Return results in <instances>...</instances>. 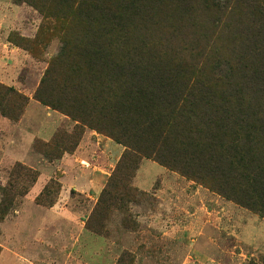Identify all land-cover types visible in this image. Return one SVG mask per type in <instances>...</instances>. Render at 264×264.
<instances>
[{
    "label": "rangeland",
    "instance_id": "374dc122",
    "mask_svg": "<svg viewBox=\"0 0 264 264\" xmlns=\"http://www.w3.org/2000/svg\"><path fill=\"white\" fill-rule=\"evenodd\" d=\"M207 1L190 0L197 28L182 31L176 44L203 46L199 65L215 79L226 72L232 46L226 29L210 31ZM70 15L66 0H0V68L8 77L0 81V120L7 123L0 122V264H264V215L153 160L122 170L108 188L127 149L104 134L84 129L120 151L110 173L95 170L103 180L94 172L78 180L79 147L64 154L65 162L46 159L43 148L59 134L71 136L76 125L34 100L51 62L77 45L67 35ZM6 46L19 53L11 56ZM49 122L57 124L46 141L41 131ZM87 154L93 167L106 168L102 154ZM79 165L91 167L90 161ZM9 194L14 201L6 204Z\"/></svg>",
    "mask_w": 264,
    "mask_h": 264
},
{
    "label": "trees",
    "instance_id": "16d2710c",
    "mask_svg": "<svg viewBox=\"0 0 264 264\" xmlns=\"http://www.w3.org/2000/svg\"><path fill=\"white\" fill-rule=\"evenodd\" d=\"M66 1L77 45L51 62L34 100L76 125L43 148L46 159L75 152L91 129L127 149L108 188L122 170L153 160L264 215V0L205 2L210 31L226 29L232 46L215 79L199 65L203 46L176 44L197 28L190 0ZM13 201L9 194L6 204Z\"/></svg>",
    "mask_w": 264,
    "mask_h": 264
},
{
    "label": "crops",
    "instance_id": "0c3cea01",
    "mask_svg": "<svg viewBox=\"0 0 264 264\" xmlns=\"http://www.w3.org/2000/svg\"><path fill=\"white\" fill-rule=\"evenodd\" d=\"M6 50L13 57H14V54L16 56V54L19 53L17 50L10 49V47H8V46H6ZM19 56H21V54ZM0 58H1V56H0ZM2 62H4V60L3 61L0 60V66H2ZM1 69L2 68H0V81L7 80L8 77L6 76V74L1 73ZM31 106L35 107L38 105H33V103H31ZM55 118H56V121L58 122L59 118L58 119H57V117H55ZM0 122L2 125H7L6 121L0 120ZM57 122H55L53 124H50V122H49L48 125L46 126V128L44 129V131H41V133L43 135L42 136L43 140L49 141L51 139V137L53 136V131L56 127L55 125L57 124ZM94 136H97V137H94ZM28 138H30L29 143H27V145L29 147L31 142H32V139H31V137H28ZM116 147H118V146L114 145V143H112L111 141H106V140L100 138L98 135H94L93 133H90V132L86 133L82 139V142L80 143L79 148H78V180L79 179L84 180L83 174L93 175V172L96 173V175L98 177H101V180H103L104 177L101 175L102 173L99 174L98 173L99 171H95V170H100L102 172H105L106 174L111 172V169H112L113 165L115 164V163H112L114 160V156L116 154L117 155L120 154L119 149H117ZM89 151L90 152L95 151L97 153V155L102 154L104 156V158L106 159V162H107V164L105 166L106 168L104 170L101 167L98 168V167L92 166L93 160L87 154ZM114 152H116L115 155H114ZM84 158H87L90 161L91 167H90V170H88V171H86L83 167H80V165H79L80 162H82V163L85 162L86 164L89 163V161L83 160ZM66 160H70V157H69V159L64 157L62 162L63 161L65 162ZM107 166H110V167L108 168ZM38 185L41 186L40 183H38Z\"/></svg>",
    "mask_w": 264,
    "mask_h": 264
}]
</instances>
